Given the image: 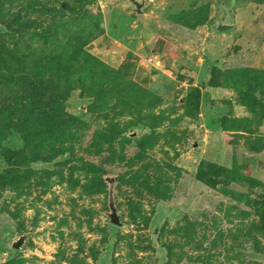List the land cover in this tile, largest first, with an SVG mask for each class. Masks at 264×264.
<instances>
[{"label":"rangeland","instance_id":"obj_1","mask_svg":"<svg viewBox=\"0 0 264 264\" xmlns=\"http://www.w3.org/2000/svg\"><path fill=\"white\" fill-rule=\"evenodd\" d=\"M0 264H264V0H0Z\"/></svg>","mask_w":264,"mask_h":264},{"label":"water","instance_id":"obj_2","mask_svg":"<svg viewBox=\"0 0 264 264\" xmlns=\"http://www.w3.org/2000/svg\"><path fill=\"white\" fill-rule=\"evenodd\" d=\"M133 4H134V6H135V11H136L137 13H139V9H140V7H141V4H138V3H136V2H133ZM227 28H228V26H225V25H218V26H216L215 29L218 30V31H221V30H225V29H227ZM108 219H109V223H110L111 225H115V226L119 225L118 217H117V215L115 214L114 211H112V212L108 215ZM22 243H23V237H19L17 240H15L14 242H12V244H11V248H12V249H18V248L21 246Z\"/></svg>","mask_w":264,"mask_h":264},{"label":"trees","instance_id":"obj_3","mask_svg":"<svg viewBox=\"0 0 264 264\" xmlns=\"http://www.w3.org/2000/svg\"><path fill=\"white\" fill-rule=\"evenodd\" d=\"M30 161H33V159H31ZM212 167H213V170H214V175H217V173L219 171V168L217 166H212ZM203 182L205 184H207L208 186H210L213 183L212 181H209V180H203Z\"/></svg>","mask_w":264,"mask_h":264}]
</instances>
